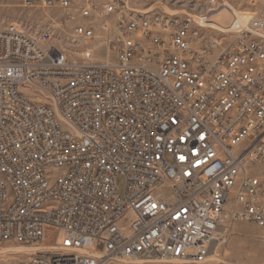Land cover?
<instances>
[{"label": "built area", "instance_id": "obj_1", "mask_svg": "<svg viewBox=\"0 0 264 264\" xmlns=\"http://www.w3.org/2000/svg\"><path fill=\"white\" fill-rule=\"evenodd\" d=\"M176 1L20 0L61 26L0 27V245L43 247L9 264H212L225 220L264 228V0L214 36L225 0Z\"/></svg>", "mask_w": 264, "mask_h": 264}, {"label": "rangeland", "instance_id": "obj_2", "mask_svg": "<svg viewBox=\"0 0 264 264\" xmlns=\"http://www.w3.org/2000/svg\"><path fill=\"white\" fill-rule=\"evenodd\" d=\"M166 5L167 6L164 5V8L168 12H175L179 15H182V12H184L182 10V0ZM224 5L225 6L210 12L209 24L211 25V28L208 29L207 35L214 36L220 34L218 28H223L230 21L231 15L229 6H234L237 10H239L243 22H246L253 13V9L248 6L247 0H225ZM62 15V9L57 6L48 9L39 7L29 8L22 6L20 0H0V27L14 23L22 26L30 33L45 30L49 24H52V26L57 29L61 26L59 24V20ZM57 34L62 35H57L54 38V43L66 44V35L60 32ZM98 36L97 38L101 40L104 38V36ZM67 44L76 49L73 44ZM69 52L70 58L75 59L79 57V54L75 53L74 50L69 49ZM99 52L103 54L105 52V47L101 46ZM117 186L118 192L123 194L125 189V177L123 175H119L117 177ZM224 226L225 227L221 228L218 235L219 241H214L210 248L212 255L214 247L216 245L219 247V263L214 262L213 257L211 258L210 256L212 264H231L234 262L237 264L264 263V228L246 220H225ZM11 246L24 247L13 243H4L0 245V251L7 250L8 248H11ZM1 253L0 264H9L22 260L29 254L27 251L15 253L12 250L5 252L4 255ZM150 259L129 261L123 259L111 260L107 257H102L98 264H183L182 262L172 259Z\"/></svg>", "mask_w": 264, "mask_h": 264}, {"label": "bare ground", "instance_id": "obj_3", "mask_svg": "<svg viewBox=\"0 0 264 264\" xmlns=\"http://www.w3.org/2000/svg\"><path fill=\"white\" fill-rule=\"evenodd\" d=\"M99 37V36H98ZM99 39V38H98ZM67 46H68V48L70 49V50H74L75 51V53H79L80 51L78 50V48H77V46H75L76 47V49H74L73 47H70V45L69 44H67ZM70 53V52H69ZM72 54V53H71ZM74 55V54H73ZM216 242L217 241H219L218 239H216L215 240ZM214 242V241H213ZM213 242H212V244H213ZM212 244H211V246H212ZM215 245V244H214ZM218 245H216L215 247H214V252H213V254L211 255V251H210V255L209 256H211V258L213 257V260H214V262H216V263H219L218 262V260H220L219 259V250H218ZM40 249H43V247L42 246H40V247H12L11 246V248H8L7 250H3V251H0V253L1 252H3V253H5V252H8V251H13V252H15V253H18V252H24V251H27V252H29V254H33L34 252H36L37 250H40ZM2 250V249H1ZM151 260V259H150ZM150 260H148V261H150ZM155 260V259H154ZM211 260V259H210ZM146 261V260H145ZM156 261V260H155ZM159 261V260H158ZM153 262V261H152ZM231 264H237L236 262H234V263H231ZM246 264V263H245ZM262 264H264V263H262Z\"/></svg>", "mask_w": 264, "mask_h": 264}, {"label": "snow or ice", "instance_id": "obj_4", "mask_svg": "<svg viewBox=\"0 0 264 264\" xmlns=\"http://www.w3.org/2000/svg\"><path fill=\"white\" fill-rule=\"evenodd\" d=\"M181 159H183V157H181Z\"/></svg>", "mask_w": 264, "mask_h": 264}]
</instances>
